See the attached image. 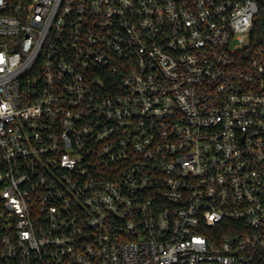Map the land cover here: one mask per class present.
<instances>
[{"label":"built area","instance_id":"obj_1","mask_svg":"<svg viewBox=\"0 0 264 264\" xmlns=\"http://www.w3.org/2000/svg\"><path fill=\"white\" fill-rule=\"evenodd\" d=\"M263 13L0 0V264H264Z\"/></svg>","mask_w":264,"mask_h":264},{"label":"trees","instance_id":"obj_2","mask_svg":"<svg viewBox=\"0 0 264 264\" xmlns=\"http://www.w3.org/2000/svg\"><path fill=\"white\" fill-rule=\"evenodd\" d=\"M258 26L260 27L259 29H263L264 28V13L260 17V20L258 22Z\"/></svg>","mask_w":264,"mask_h":264}]
</instances>
